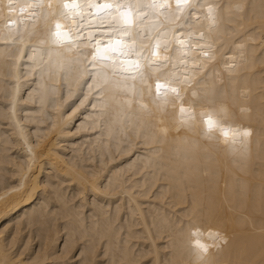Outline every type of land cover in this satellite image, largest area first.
I'll return each mask as SVG.
<instances>
[{"label": "bare ground", "instance_id": "obj_1", "mask_svg": "<svg viewBox=\"0 0 264 264\" xmlns=\"http://www.w3.org/2000/svg\"><path fill=\"white\" fill-rule=\"evenodd\" d=\"M35 3L0 0V264H264V0L144 8L138 31L165 33L171 64H146L135 95L90 91ZM185 76L157 100V79Z\"/></svg>", "mask_w": 264, "mask_h": 264}, {"label": "snow or ice", "instance_id": "obj_2", "mask_svg": "<svg viewBox=\"0 0 264 264\" xmlns=\"http://www.w3.org/2000/svg\"><path fill=\"white\" fill-rule=\"evenodd\" d=\"M174 2L177 12L196 7L191 0H174ZM7 7L9 11L13 10L12 0H8ZM34 7L41 10L47 8L45 18L49 15L52 17L53 24L49 27V41L52 45L70 52L73 49L81 50L78 55L83 56L84 72L88 77L86 86L90 91L98 89L97 95L103 93L109 83L114 89L135 95L137 94L136 86L135 84L129 85L128 81L138 79L141 83L146 82L149 77L143 70L145 64L149 70L157 71L171 64V57L166 55L169 51V44L162 41L165 33L158 32L155 37H151L135 30L136 21L144 8L152 12L160 8H170L169 0H151L146 5L141 3L114 4L112 0H103V2H98V0H47V3L45 0H36ZM237 7L240 6L237 5ZM208 18L215 20L214 9L211 6L208 7ZM201 38L203 39V33H201ZM152 39L155 43L150 42L147 45L149 55L145 56L143 55L145 51L143 42ZM176 42L181 46L185 43L179 36H176ZM176 51L179 50L176 49ZM201 51L204 56H208L207 50L202 48ZM162 52L165 55H161ZM76 63L80 61L77 60ZM171 66L175 68V65ZM67 71H72L71 63ZM188 82L187 76L184 81L177 79L175 81L166 80L162 83L157 79L155 85L157 100L166 105L170 95L175 100L181 99L179 87H173L172 84L179 85ZM148 91L151 95V85ZM193 96H196L195 92ZM128 102L131 103L130 100ZM197 103V100H193L191 109H185L181 105L180 113L184 123L195 120ZM219 111L225 112L223 106ZM201 116L204 118L203 123L207 126L209 133L214 128H220V121L214 120L211 114L202 113ZM239 134L237 130L235 135ZM249 134L250 130H244L242 133L245 137ZM223 135L227 137L229 131L223 130ZM196 243L205 252L207 251L203 245L199 244V241Z\"/></svg>", "mask_w": 264, "mask_h": 264}]
</instances>
